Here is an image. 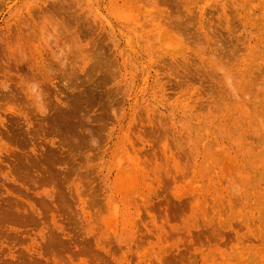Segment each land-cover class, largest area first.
Masks as SVG:
<instances>
[{
    "label": "rangeland",
    "instance_id": "obj_1",
    "mask_svg": "<svg viewBox=\"0 0 264 264\" xmlns=\"http://www.w3.org/2000/svg\"><path fill=\"white\" fill-rule=\"evenodd\" d=\"M0 264H264V0H0Z\"/></svg>",
    "mask_w": 264,
    "mask_h": 264
},
{
    "label": "bare ground",
    "instance_id": "obj_2",
    "mask_svg": "<svg viewBox=\"0 0 264 264\" xmlns=\"http://www.w3.org/2000/svg\"><path fill=\"white\" fill-rule=\"evenodd\" d=\"M178 11H179V10H178ZM178 20H179V19H178ZM179 21H181V18H180ZM179 21H177V22H179ZM175 22H176V20H175ZM175 22H174V23H175ZM177 22H176L175 24L180 26V25H181V24H179L180 22H179V23H177ZM181 23H182V22H181ZM183 25H184V24H182L180 27L182 28ZM176 27H178V26H176ZM180 27H179V29H177V30H180ZM186 27H187V26H185V30L187 31ZM183 28H184V27H183ZM183 28H182V29H183ZM174 29L176 30V28H174ZM182 31H184V30H182ZM182 31H181V32H182ZM186 31H184L185 33H184V32H183V33L186 34V33H187ZM188 32H190V30H188ZM179 33H180V31H179ZM192 34L194 35V33H192ZM193 35H192V37H194ZM178 36H180V35L178 34ZM181 36H182V34H181ZM190 36H191V34H190ZM190 36H189V38H190ZM176 37H177V36H176ZM186 37H187V36H186ZM184 38H185V35H184L183 38L181 37L182 40H183ZM198 38H199V37H198ZM177 39H178V38H177ZM201 39H202V38H201ZM178 40H180V37H179ZM194 40H196V36H195V39H194ZM198 40H200V39H198ZM196 41H197V40H196ZM57 44H58V43H57ZM58 46H59V45H58ZM54 47H55V46H54ZM216 49H217V48H216ZM217 50H218V49H217ZM219 50H220V49H219ZM209 52H210V51H209ZM216 52H217V51H216ZM218 52H219V51H218ZM56 54H57V52H56ZM56 54H55V56H56ZM31 94H33V95H32L33 97H34V96H35V97L37 96L36 92H33L32 90H31ZM110 228H112V226H110Z\"/></svg>",
    "mask_w": 264,
    "mask_h": 264
}]
</instances>
